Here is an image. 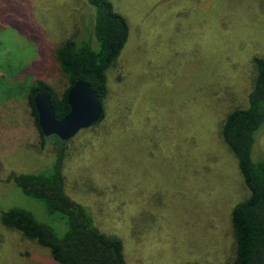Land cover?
I'll return each instance as SVG.
<instances>
[{"label":"rangeland","instance_id":"1","mask_svg":"<svg viewBox=\"0 0 264 264\" xmlns=\"http://www.w3.org/2000/svg\"><path fill=\"white\" fill-rule=\"evenodd\" d=\"M109 1L129 37L107 71L102 121L66 143L64 191L128 264H231L230 212L249 192L220 129L246 107L252 59L264 58V0ZM91 15L89 0H0V178L50 168L54 139H41L27 87L40 78L64 92L54 52L88 36ZM255 137L264 158V126ZM14 207L62 228L0 182V211ZM0 264L53 262L0 223Z\"/></svg>","mask_w":264,"mask_h":264},{"label":"trees","instance_id":"2","mask_svg":"<svg viewBox=\"0 0 264 264\" xmlns=\"http://www.w3.org/2000/svg\"><path fill=\"white\" fill-rule=\"evenodd\" d=\"M91 22L85 38L68 39L54 52L57 71L68 86L58 96L43 79H35L26 91L35 126L42 140L34 107V97L46 93L53 105L55 118L62 119L70 111L69 89L78 79L88 83L97 94L103 117V100L108 94L107 71L124 48L128 37L127 20L113 9L109 0H89ZM85 33L83 35H85ZM255 76L244 108L229 112L220 135L234 156L248 197L233 206L230 224L234 238L231 264H264V158H254L255 135L264 126V58L252 59ZM49 67V65H48ZM54 139L53 162L49 169L33 173L9 172L0 182L13 183L26 197L41 202L47 215L62 222L59 233L37 221L23 208L0 211V223L19 232L24 238L45 248L53 264H128L124 260L121 241L101 232L85 209L73 202L64 191L63 164L67 142Z\"/></svg>","mask_w":264,"mask_h":264},{"label":"water","instance_id":"3","mask_svg":"<svg viewBox=\"0 0 264 264\" xmlns=\"http://www.w3.org/2000/svg\"><path fill=\"white\" fill-rule=\"evenodd\" d=\"M67 102L70 111L62 119L55 118V111L49 96L39 92L34 97V107L38 116V127L44 138L57 137L65 143L78 132L97 123L102 114L97 94L81 79L69 89Z\"/></svg>","mask_w":264,"mask_h":264}]
</instances>
